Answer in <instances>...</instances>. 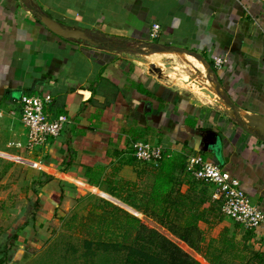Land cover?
<instances>
[{
  "label": "crops",
  "instance_id": "1",
  "mask_svg": "<svg viewBox=\"0 0 264 264\" xmlns=\"http://www.w3.org/2000/svg\"><path fill=\"white\" fill-rule=\"evenodd\" d=\"M41 16L88 41L57 37ZM151 24L159 33L147 42ZM113 40L157 51L129 54ZM151 54L203 76L222 105L164 80L141 58ZM215 56L224 64L210 71ZM29 96H48V119L68 120L56 139L22 158L50 177L39 187V223L67 196H81L84 188L101 192L86 177L134 181L133 167L122 162L135 142L159 145L164 158L210 161L264 215V0H0V127L14 143L25 139L17 100ZM206 130L217 136L216 154L203 138ZM223 226L229 222L208 236ZM247 231L246 244L264 253V219L253 229L232 221V241Z\"/></svg>",
  "mask_w": 264,
  "mask_h": 264
},
{
  "label": "trees",
  "instance_id": "2",
  "mask_svg": "<svg viewBox=\"0 0 264 264\" xmlns=\"http://www.w3.org/2000/svg\"><path fill=\"white\" fill-rule=\"evenodd\" d=\"M131 145L122 164L133 167L135 180L86 177L99 197L75 199L83 213L61 218L62 230L25 264H264V253L246 244L250 231L234 242L230 222L215 238L208 236L226 218L211 198L212 185L186 172L183 155L143 163L132 156ZM2 162L0 175L12 166ZM41 176L39 187L50 180Z\"/></svg>",
  "mask_w": 264,
  "mask_h": 264
},
{
  "label": "rangeland",
  "instance_id": "3",
  "mask_svg": "<svg viewBox=\"0 0 264 264\" xmlns=\"http://www.w3.org/2000/svg\"><path fill=\"white\" fill-rule=\"evenodd\" d=\"M113 42L114 46L124 49L129 54L157 51L148 46L135 45L130 41ZM141 58L152 64V69L160 72L164 80L172 81L175 87L200 98V94L195 91L199 89L196 78H193L196 71H189L186 66L180 67L177 63H170L174 61L169 57L151 54L149 57ZM15 140L16 138L12 137L6 128L0 127V150H3L0 151V171L5 165L2 161L12 163V166L0 175V264H25L62 230L61 218L66 219L73 211L78 215L83 213L81 205H75V199L86 194L99 197L84 188L83 195L76 198L67 196L68 200L55 208L56 211L50 215L51 218L45 219L46 223H39L40 208L36 200L39 194L38 179H43L42 171L35 163L22 159L27 156V151L23 148V142L19 143V147L11 145ZM226 220L232 223L229 219ZM182 249L188 252L186 248ZM188 253L195 256L190 251Z\"/></svg>",
  "mask_w": 264,
  "mask_h": 264
},
{
  "label": "built area",
  "instance_id": "4",
  "mask_svg": "<svg viewBox=\"0 0 264 264\" xmlns=\"http://www.w3.org/2000/svg\"><path fill=\"white\" fill-rule=\"evenodd\" d=\"M158 33V25L151 24L146 32L147 42L155 40ZM223 64V57H212V69L217 70ZM49 101L48 96L41 98L35 96L20 97L17 100L19 122L25 129L23 148L27 152L45 145L49 139H56L68 122L64 115H58L52 120L48 119L44 107ZM8 114L12 116L13 112ZM11 145L20 146L18 142ZM131 147L132 156L139 162H155L163 157V149L159 145L135 142ZM185 169L194 180L212 185L211 198L220 202V213L226 219L245 229L256 228L263 222V213L249 203L238 182L230 178L225 171L200 156L187 157Z\"/></svg>",
  "mask_w": 264,
  "mask_h": 264
},
{
  "label": "water",
  "instance_id": "5",
  "mask_svg": "<svg viewBox=\"0 0 264 264\" xmlns=\"http://www.w3.org/2000/svg\"><path fill=\"white\" fill-rule=\"evenodd\" d=\"M39 21L46 29L57 37L62 39L88 41V38L82 32L61 28L58 24L50 21L47 17L41 16L39 17ZM203 138L207 142V147L216 154L218 148L216 134L213 131L206 130L203 131Z\"/></svg>",
  "mask_w": 264,
  "mask_h": 264
},
{
  "label": "bare ground",
  "instance_id": "6",
  "mask_svg": "<svg viewBox=\"0 0 264 264\" xmlns=\"http://www.w3.org/2000/svg\"><path fill=\"white\" fill-rule=\"evenodd\" d=\"M201 77H203V76H195V77H193V78H196L197 86L199 87L198 90H200V92L202 93L203 96L212 95V99H213L214 103H216L218 105H222V102L218 99L216 94L215 93L211 94V92L209 90V87L204 85L203 79ZM255 127H257V126H255Z\"/></svg>",
  "mask_w": 264,
  "mask_h": 264
}]
</instances>
